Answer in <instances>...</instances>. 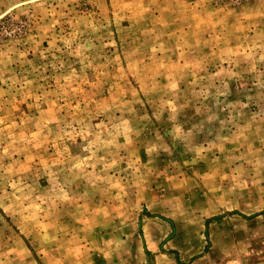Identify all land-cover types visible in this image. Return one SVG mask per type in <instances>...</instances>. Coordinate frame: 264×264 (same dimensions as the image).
<instances>
[{"label":"rangeland","instance_id":"374dc122","mask_svg":"<svg viewBox=\"0 0 264 264\" xmlns=\"http://www.w3.org/2000/svg\"><path fill=\"white\" fill-rule=\"evenodd\" d=\"M251 16L264 0H0V264H264Z\"/></svg>","mask_w":264,"mask_h":264},{"label":"crops","instance_id":"0c3cea01","mask_svg":"<svg viewBox=\"0 0 264 264\" xmlns=\"http://www.w3.org/2000/svg\"><path fill=\"white\" fill-rule=\"evenodd\" d=\"M258 20V17L256 16H251V21H252V25L251 26H244V30L245 31H251V32H255L253 37H257L259 36V31L263 32L264 31V22H261V20ZM237 24H249V22L247 20H243V21H239L237 22ZM255 218L253 220H257L259 222L262 221V223L264 222V207L261 208L260 210H258L257 212L254 213Z\"/></svg>","mask_w":264,"mask_h":264}]
</instances>
